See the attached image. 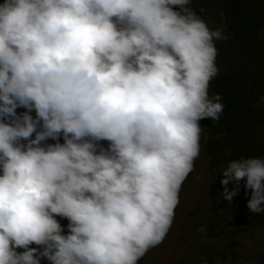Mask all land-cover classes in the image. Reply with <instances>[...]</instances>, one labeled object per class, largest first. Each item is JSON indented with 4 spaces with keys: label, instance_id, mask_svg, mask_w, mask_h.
I'll list each match as a JSON object with an SVG mask.
<instances>
[{
    "label": "clouds",
    "instance_id": "obj_1",
    "mask_svg": "<svg viewBox=\"0 0 264 264\" xmlns=\"http://www.w3.org/2000/svg\"><path fill=\"white\" fill-rule=\"evenodd\" d=\"M191 2L0 0V264H138L175 227L199 121L223 111L208 88L227 37ZM222 175L224 199L246 180L264 212V159ZM188 227L219 240L195 259L225 243L224 224Z\"/></svg>",
    "mask_w": 264,
    "mask_h": 264
},
{
    "label": "trees",
    "instance_id": "obj_2",
    "mask_svg": "<svg viewBox=\"0 0 264 264\" xmlns=\"http://www.w3.org/2000/svg\"><path fill=\"white\" fill-rule=\"evenodd\" d=\"M191 3L198 13H208L216 23L214 28L222 29V35L227 37L215 41L218 71L208 88L210 99L216 95L221 97L219 102L223 105V111L218 120L199 121L200 126L205 121L208 124L201 130L200 146L203 143L202 133H207L204 150L212 167L219 169L234 160L264 159V102L261 101V97H264V0H192ZM18 111L23 112L25 109L20 108ZM47 143L55 141L48 140ZM60 143H63L62 138ZM101 143L107 148L106 141ZM245 183L246 180L239 181L243 187ZM246 195L249 200L251 190H247ZM247 203L244 206L242 204V208L236 206V220L227 211L230 221L226 220L225 214H214L210 208L207 209L200 218L201 225L207 228L204 233L210 236L224 222H238L241 212L249 217L246 227L264 228V212L255 215L251 211L248 213ZM55 218L64 228L63 234H68V220ZM41 264L48 262L42 260ZM256 264H264V256L261 255Z\"/></svg>",
    "mask_w": 264,
    "mask_h": 264
},
{
    "label": "rangeland",
    "instance_id": "obj_3",
    "mask_svg": "<svg viewBox=\"0 0 264 264\" xmlns=\"http://www.w3.org/2000/svg\"><path fill=\"white\" fill-rule=\"evenodd\" d=\"M202 137L206 139V133H202ZM223 170V168L212 167L204 148L200 146V154L194 161L193 171L185 179L180 189L182 194L185 191L184 201L179 202L173 219L179 218V221L175 227H173L175 221L172 222L164 240L158 246L151 248L138 261V264H255L259 260L260 256L264 254V228L248 233L249 228L246 227L248 215L242 212L236 226L224 222L225 229L222 238H224L225 243L219 247V252L212 251L211 254L202 252L195 259L196 250H202L205 242L209 243L211 247H215L219 240L217 238L207 240L202 235L201 230L196 233L195 230L192 231L191 227H186L192 222L196 226L198 225L202 217L201 211L205 214L210 208L214 214L223 213L229 220L231 217L227 211L229 210L234 218L232 211L236 206H239L237 195L233 197L231 203L224 199L225 188L220 183L224 179ZM226 187L229 192L234 190L239 192L235 182H230ZM209 190L210 194L208 195ZM213 196L215 199L212 200V203L211 197ZM181 197L179 194V201ZM240 208L242 207L240 206ZM213 231L215 232V230ZM233 237L236 239L234 245L239 242L241 246L235 255H228L232 247L228 245H230L231 240L235 241L232 239ZM204 247H206V243ZM223 252L224 255H221Z\"/></svg>",
    "mask_w": 264,
    "mask_h": 264
},
{
    "label": "bare ground",
    "instance_id": "obj_4",
    "mask_svg": "<svg viewBox=\"0 0 264 264\" xmlns=\"http://www.w3.org/2000/svg\"><path fill=\"white\" fill-rule=\"evenodd\" d=\"M214 30H216L215 28H214ZM214 44H215V41H214ZM220 55L222 54L221 53V51H219L218 52ZM206 135H207V133H206ZM208 136V135H207ZM208 138V137H207ZM207 138L205 139L204 137H202V140H203V143L201 144V147H203L204 148V145H205V143L207 142ZM204 152H205V150H204ZM205 154H206V152H205ZM207 156V155H206ZM209 160H210V158H209ZM226 167H227V165H226ZM225 167V168H226ZM215 168V167H214ZM224 167H223V169H225ZM217 169H219V168H217ZM235 185H236V187H238V190H239V192H237V196H236V198H237V201H238V204H239V207L241 206L242 207V204H243V206L245 205V203H247L248 202V198H247V195H246V189H245V187H243L242 185H239L238 184V186H237V184H236V182H235ZM180 194V193H179ZM208 195L210 194V190H209V192L207 193ZM212 199H211V202H212V200L213 199H215V196H213V197H211ZM176 210H177V208H176ZM246 211H250V210H246ZM232 215L234 216V218H235V220H236V207H235V209L232 211ZM255 215V214H254ZM226 220H228V219H226ZM229 221H230V219H229ZM246 222L247 223H249V217H247V220H246ZM238 222H233V224H237ZM215 230V229H214ZM256 231H258V229H253L252 227L251 228H249L248 229V233H253V232H256ZM35 246V245H34ZM36 247V246H35ZM262 256H264V254H262Z\"/></svg>",
    "mask_w": 264,
    "mask_h": 264
}]
</instances>
